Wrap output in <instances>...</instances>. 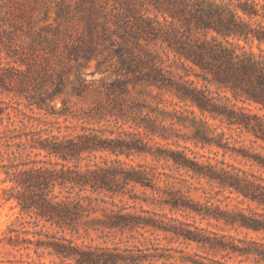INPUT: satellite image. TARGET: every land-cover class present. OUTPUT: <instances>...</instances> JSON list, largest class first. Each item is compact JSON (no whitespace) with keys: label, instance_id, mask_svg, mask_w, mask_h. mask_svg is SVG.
Segmentation results:
<instances>
[{"label":"trees","instance_id":"1","mask_svg":"<svg viewBox=\"0 0 264 264\" xmlns=\"http://www.w3.org/2000/svg\"><path fill=\"white\" fill-rule=\"evenodd\" d=\"M32 1L43 4L42 18H46V0ZM87 1L88 5L82 7L83 26L88 32L92 28L97 30L102 46L99 53L109 48L111 51L109 56L97 61L96 70L102 74L97 89L90 91L76 73L77 83L69 97H81L89 92L104 95V101L97 102L82 115L73 113L69 98H61L59 108L52 103L65 92L64 73L57 66L63 60H55L58 53L67 60H76L90 58L95 50L92 46L81 51L76 46H68L67 27L63 30L61 25L71 20L70 4L56 0L54 20L59 22L49 36L42 32L45 28L33 27L38 21L33 17L37 7L30 0H0V36L9 41L0 48V174H4L0 181L5 184L2 187L4 202L17 208L14 218L0 231V248L20 253L24 250L28 264H134L135 255L125 250L121 252L115 246L84 247L75 242L73 234L78 233L80 224L85 231L101 228L119 232L151 224L148 222H153L152 218L124 212L114 201V197L125 194L138 198L134 192L137 187L143 193L146 190L152 194L166 193L170 198L164 202L171 208L184 209V190L178 177L164 168L159 170L160 160L165 164L171 161L177 172L182 169L184 174V169L191 170L193 175L216 182L230 193L236 191L264 204V187L239 176L233 167L227 169L209 161L200 163L186 156L183 149L163 148L154 141L157 137L177 144L179 135L173 133L174 125L184 127V109H177L175 105L182 102L191 107L186 110L191 115L187 126L193 129L195 143L226 147L227 140L222 141L226 139L225 132H216L208 119L245 130L264 142V114L237 105V101L254 103L264 110V0H244L243 3L176 0V9L157 3V10L168 14L171 20L166 15L163 22L155 15L138 17L134 29L124 27L117 35L119 44L112 40L107 27L106 18L113 10L96 0ZM233 3L235 11L231 7ZM140 9L146 13L149 10L146 6ZM125 12L134 15L129 8ZM178 13L184 18L181 22L184 33L174 26L168 27L175 19L181 20ZM5 24L10 32L3 27ZM112 34H116L115 31ZM21 35L28 40L27 45L13 47ZM157 39L165 42L167 51L182 61L184 81L176 80L172 71L162 66L159 52L150 47ZM254 44L257 52L252 49ZM110 60L116 67H112ZM105 64L111 68L109 74L116 77L107 82ZM194 68L200 70L196 76H201L202 85L188 78ZM45 83L55 86L51 92L41 94ZM221 91L230 92L231 96ZM163 94L177 99L166 102L173 105L172 111L159 108ZM146 95L155 106L148 103ZM167 117L168 126L164 124ZM80 119L81 131L73 134L69 131L70 124ZM89 122H103L102 125L109 122L112 126L85 125ZM141 135L153 144L149 145ZM97 152H106L114 158L102 157L101 162L90 163ZM121 155L127 158L149 155L151 161L132 165L123 162ZM85 159L82 166L81 161ZM100 195L112 199L110 207L100 205L99 202H106ZM98 210L103 211V218L93 215ZM200 210L197 212L203 217L223 220L233 227L264 231V220L253 214L223 210L218 206ZM175 234L184 238V230ZM188 238L205 250L222 252V255L238 252L246 258L252 256L253 264H264V243L238 239L244 242L243 246H238L234 237L205 231ZM31 243L36 258L28 251ZM44 251L49 256L48 262L42 259ZM19 261L23 264V259ZM212 264L228 263L213 260Z\"/></svg>","mask_w":264,"mask_h":264},{"label":"rangeland","instance_id":"2","mask_svg":"<svg viewBox=\"0 0 264 264\" xmlns=\"http://www.w3.org/2000/svg\"><path fill=\"white\" fill-rule=\"evenodd\" d=\"M101 2L113 10L119 5L126 10V8L131 9L133 13L138 11L132 7V3H139L141 7H148L147 14L150 16H157L160 21H164V15H166L168 20H171L168 14H163L161 11H158L155 5L164 7L169 6L174 9L178 8L176 0H96V2ZM56 0H46V5L48 8V13L46 18L43 17V4L40 2L34 3L30 0L31 4L36 5L37 9L34 10V19H36L37 13H39V18L36 25L33 26L36 30L40 28H45L42 30L46 35L52 36L55 31L58 22L55 21V5ZM70 4V15L71 20L61 25V28L66 29V42L69 47L76 46L79 51L87 47H94L95 50L93 55L90 58L79 57L76 60H67L63 57V61L59 63L58 68H62L64 73V84L65 89L67 87L66 79L69 75L75 71V73L86 72L90 77H100L102 76L96 70V64L93 63L95 57L99 54L101 49L100 40L97 37V30L90 29L88 32L84 28V20L82 19L83 14L85 13L82 10V7L88 5L87 0H66ZM144 4V6H142ZM180 19H175L173 25L168 27L171 29L173 26L175 28L178 24L180 27L177 28L179 31L184 33V18L181 13H178ZM95 17V16H94ZM96 18V17H95ZM95 21H98L95 20ZM24 27H27L26 22L21 20ZM76 32H80V35H75ZM63 45V42H61ZM150 47L159 52L161 59L163 61L162 66L165 69L172 71L173 77L178 81H184V65L182 61L175 57L172 52L167 51V46L165 42L161 39H157L155 43H151ZM61 48H63L61 46ZM248 48V45H246ZM253 51L257 52L255 44L252 46ZM55 60L58 58L55 57ZM58 63V62H56ZM200 74L198 68H194L188 78L194 79L197 85H202L203 80L201 76H196ZM99 79L96 80V83L99 85ZM213 88V87H212ZM65 91V90H64ZM65 93V92H64ZM64 93L57 98L52 100V103L56 108L61 106V97ZM152 94H155V90L152 91ZM221 94H226L231 96L230 92H223ZM103 97L104 95H97L94 92H89L83 94L81 97L77 95L70 96L68 105L73 113L85 115L84 112H88L94 105L99 102V100L94 97ZM148 103L152 106H155V102L149 95L145 96ZM5 100L7 98L3 96ZM66 99V98H64ZM163 102L159 103V108L172 111L173 105L166 103L168 100L177 101L176 98H171L168 94L162 95ZM237 105H243L247 109H250L251 112L257 113L259 115L264 114V110L259 109L258 106L254 103H242L237 101ZM177 109H184V127L179 125H174V132L178 134L177 144L171 143V141H164L160 138H155L154 141L163 148H178L183 149L186 156L190 159H194L200 163H217L218 166H224L227 169L234 168V171L239 174L241 177H246L255 184H260L264 187V142L261 139H256L253 134L246 132L245 130H240L239 128L227 127L226 125H221L217 120L208 119V122L212 126L216 127V132L224 131L225 137L222 141L227 140L226 147L218 146L216 144L204 145L202 146L200 142L195 143V140L192 138L193 129L190 126L189 117L191 115L186 111L191 107H187L182 102H178L175 105ZM195 113L199 115L198 110L193 107ZM63 118L59 119V122L62 126L65 125V122L62 121ZM164 122L168 126L169 117ZM79 121L73 120V123L70 124L71 128L69 131H72L73 134L80 132L82 123ZM100 123H91L85 125L96 126L100 128L111 127V123L106 122L102 125ZM127 127V125H125ZM107 135H110L106 132ZM145 141H148L149 145L153 144V141L147 139L145 135H141ZM153 148V147H152ZM97 157L92 158V161H102V157H108V160L113 159L114 155H109L106 152H97ZM120 159L128 164L137 165V163H144L145 161L150 162V156L147 158L143 156H134L132 158H127L124 155L120 156ZM87 161V159L81 161V165ZM223 162V163H222ZM158 169L164 170L168 173H171L173 176L178 177L179 185H181L184 190V209L181 208H171L169 203L164 202L165 199H169L170 196L166 193L160 192L159 194H152L149 190H146L144 193L140 187H137L134 192L138 195V198H129L128 194L124 196L114 197V201L118 206L122 207V211L130 212L140 216L152 218L151 222L149 220L147 226L137 227L133 230H124L123 232L109 230V229H98L92 230L88 229L87 231L83 230L82 224H80L78 233L73 234L75 242L82 246L95 247H117L121 252L127 254L135 255L134 264H212L213 260L224 261L228 264H253L252 256L246 258L245 255H240L238 252H230L228 254L222 255V252H213L201 248L195 241H192L188 238L189 235L205 231V232H215L217 234H225L227 237L231 236L235 238V244L238 246H243L244 242H240L238 239L246 241H258L264 243V231L256 232L251 229H247L242 226H232L231 224L224 223L223 220L217 221L214 218L203 217L202 214H198V210L203 211L206 207L209 209H214L215 206L223 210L228 211H238L250 215L253 214L258 218L264 220V204L259 203L256 200H251L242 196L241 194L233 191L230 193L228 189H223L216 182L209 181L207 178L197 177L193 175L191 170L186 171L180 169L178 172L175 167L172 165V162L164 163L163 160L158 162ZM181 173L182 175H178ZM4 174H0V178ZM193 175V176H192ZM5 184L0 181V231L5 228L6 223L13 219L17 213V208H11L10 202H4L2 195V187ZM159 185H162L159 183ZM104 196V195H100ZM106 202H99L101 206H111V198L104 196ZM120 199L122 201H120ZM214 212V211H213ZM93 215H96L100 218H103V211L98 210ZM153 223V224H152ZM98 227H101L100 224H95ZM184 230V238L182 235L177 236L176 231ZM68 236L69 232L66 233ZM33 238L30 234L28 235ZM30 249L28 250L30 254L36 258V255L31 249L34 247V244H29ZM43 249V248H42ZM44 250V249H43ZM24 250H21V253L14 249H3L0 248V264H19L20 259H23V264H28L27 256L24 254ZM42 259L48 262L49 256L45 253ZM224 253V252H223ZM242 259L241 262L239 260ZM11 261V263H10Z\"/></svg>","mask_w":264,"mask_h":264},{"label":"clouds","instance_id":"3","mask_svg":"<svg viewBox=\"0 0 264 264\" xmlns=\"http://www.w3.org/2000/svg\"><path fill=\"white\" fill-rule=\"evenodd\" d=\"M237 3H243L244 0H236ZM132 7L139 9L138 11H136L134 13V15H129L125 12L124 8L121 6H117L114 11L109 12L108 16H107V27L109 29V35H111L112 40L116 41L117 44L120 43L119 40H117V35H119L121 32L124 31V27H127L128 29H134L135 24H136V19L138 17L141 16H146L147 13L144 12L142 9H140V5L139 3L133 2ZM232 9L235 11L236 10V4L233 3L231 5ZM36 19L39 18V13H37ZM5 29H7L9 32L11 31V29L8 28V25L5 24L3 26ZM177 28H179L180 26L177 24L176 25ZM113 31H115L116 34H112ZM80 32H76L75 35H80ZM50 39H55L54 37H50ZM0 41H2L3 43H0V48L3 47L4 44L9 43V41L4 40L3 36H0ZM28 40L24 37V36H19V39L15 40V43H13V47H22L23 45H27ZM102 47V46H101ZM111 49L109 48L108 51L105 52H101L99 53L95 59L93 60V63H95L96 60H101L104 59V57L109 56ZM58 59H63L62 53H58ZM109 63L112 64V67H116V65L114 63H112V61L110 60ZM104 68L108 69L107 72L104 73V80L105 82L111 80V79H115L116 77L111 76L109 73L111 72V68H109L108 64L104 65ZM81 78L88 84L89 86V90L91 91L92 89H97L98 88V84L96 83V80L99 79V77H90L87 75L86 72H81L80 73ZM77 83L76 81V73L75 71H73V73L71 75H69L66 79V84L67 87L65 89V93L64 95L61 97L62 99L64 98H70L69 97V92L71 90V88ZM55 85L52 83H45L43 84V91L41 94H45L47 92H51L52 88ZM95 99L99 100V101H103V97L99 96V97H94Z\"/></svg>","mask_w":264,"mask_h":264}]
</instances>
